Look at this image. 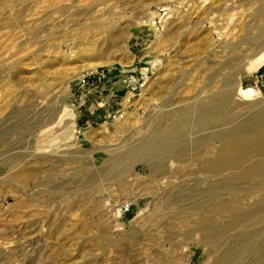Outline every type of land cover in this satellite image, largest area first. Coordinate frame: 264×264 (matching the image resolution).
<instances>
[{
    "label": "rangeland",
    "instance_id": "obj_1",
    "mask_svg": "<svg viewBox=\"0 0 264 264\" xmlns=\"http://www.w3.org/2000/svg\"><path fill=\"white\" fill-rule=\"evenodd\" d=\"M259 108L264 0H0V264H264Z\"/></svg>",
    "mask_w": 264,
    "mask_h": 264
},
{
    "label": "built area",
    "instance_id": "obj_2",
    "mask_svg": "<svg viewBox=\"0 0 264 264\" xmlns=\"http://www.w3.org/2000/svg\"><path fill=\"white\" fill-rule=\"evenodd\" d=\"M153 65L143 64L133 69H121L111 67H95L86 69L81 73L80 81L83 86H102L111 90L113 85H122L135 96L140 94L150 82L153 74ZM126 116V109L110 114V119L118 120ZM123 212L131 209V203L122 204Z\"/></svg>",
    "mask_w": 264,
    "mask_h": 264
},
{
    "label": "bare ground",
    "instance_id": "obj_3",
    "mask_svg": "<svg viewBox=\"0 0 264 264\" xmlns=\"http://www.w3.org/2000/svg\"><path fill=\"white\" fill-rule=\"evenodd\" d=\"M102 64L103 63H101V62H94V63L88 64L87 66L95 68V67L100 66ZM203 111L205 112V110H203ZM126 115L128 116L127 111H126ZM127 116H125L123 119H118V120H124ZM246 121L249 123V125L246 126L244 124V121H242V122H240V123H238L236 125V128H234L235 131L238 132V133H240V131H244L245 129H247L250 126H259L260 124H262L264 122V108H259L251 116V118H247ZM220 133H223V132H220ZM227 136H229V135H227ZM238 137H240V136H238ZM238 137H236V138H238ZM201 138H203V137H201ZM230 139H231V137H230ZM233 139H232V141H233ZM235 139H234V141H237ZM242 139H244V138H242ZM198 141H199V139H198ZM241 141L242 140H240V142ZM228 142L229 143L223 145L224 147L222 146L223 147V150L221 149L222 151H221L220 156L218 157V159L215 162L212 161L213 162L212 163V170L214 172H217L218 174H222V172L224 170H228L230 168H234L236 170L239 169L240 166H241V162L244 163L245 162V158L249 157V154L252 151V150L251 151H248V149L245 147V146H247L246 143H245V145H243V144L238 143V142L237 143H231L230 140ZM244 142H246V141H244ZM225 143H226V141H225ZM257 144L262 146V147L260 146L259 149H262L263 148L262 151L264 153V138H263V135H262V137H260V139L257 142ZM243 172L245 174L246 173H249L250 174V173H254V172H259V173H261L264 176V161L261 160L259 163L255 164L253 166H250L249 168H246V170H244ZM239 173L240 172H238V175H239ZM232 175H234V174H232ZM246 215L247 214H245L243 217H245ZM246 237H249V235H246L245 236V240L247 239Z\"/></svg>",
    "mask_w": 264,
    "mask_h": 264
},
{
    "label": "crops",
    "instance_id": "obj_4",
    "mask_svg": "<svg viewBox=\"0 0 264 264\" xmlns=\"http://www.w3.org/2000/svg\"><path fill=\"white\" fill-rule=\"evenodd\" d=\"M119 89H123V86H120Z\"/></svg>",
    "mask_w": 264,
    "mask_h": 264
}]
</instances>
